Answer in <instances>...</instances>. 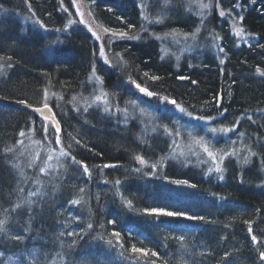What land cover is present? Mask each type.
Instances as JSON below:
<instances>
[{
    "label": "trees",
    "instance_id": "16d2710c",
    "mask_svg": "<svg viewBox=\"0 0 264 264\" xmlns=\"http://www.w3.org/2000/svg\"><path fill=\"white\" fill-rule=\"evenodd\" d=\"M130 1L96 0L95 18L110 30L138 33L140 12ZM220 2L226 8L225 0ZM64 4L69 0H0V8L11 14L7 24L12 27V34L0 33V58L7 62L5 75H0V239L19 244L12 250L0 245V263L264 264L259 258L264 251V0L241 2L246 10L243 28L254 37L250 45L238 47L223 23L225 62L207 54L179 67L161 58L158 42L144 37L139 42H106L115 65L110 68L99 60L98 45L89 35L60 38L34 28L32 21L61 29ZM24 17L30 19L26 26ZM175 23L190 26L178 16ZM57 43L59 48L52 50ZM94 67L119 101L131 95L156 105L169 98L196 116L222 117L216 125L237 127L239 134L226 146L233 151L247 148L262 158L261 165L255 160L249 168H237L232 159L222 179L206 178L193 169L183 172L175 165L161 168L159 180L138 175L136 169L143 167L136 164L138 158L153 162L164 155L165 143L159 136L145 141L136 122L125 127L107 121L103 127L96 112L86 114L90 126L83 123L74 102ZM134 84L149 88L157 99L145 101ZM47 95L62 125L64 149L80 164L65 168V177L44 174V163L32 164L28 158L16 165L21 133L41 120L14 105L40 107ZM47 135L52 138L51 128ZM65 172L72 180H83L65 183ZM144 172L149 174V169ZM43 185L47 190L58 186L47 205L39 198ZM65 200L88 202L84 223L77 224L84 214L61 204ZM153 209L181 210L204 219L166 217Z\"/></svg>",
    "mask_w": 264,
    "mask_h": 264
},
{
    "label": "rangeland",
    "instance_id": "374dc122",
    "mask_svg": "<svg viewBox=\"0 0 264 264\" xmlns=\"http://www.w3.org/2000/svg\"><path fill=\"white\" fill-rule=\"evenodd\" d=\"M96 0H69V4L62 7L65 14V24L61 29L50 30L37 21H32L35 29L45 34H52L55 37H70L72 35H89L94 43H97L99 49V60L104 67H114L115 65L109 57L106 42L112 44L116 42L133 41L139 42L144 37L158 42L161 50L162 59H170L175 67L180 63L189 61L193 56L204 58L211 54L214 58L223 64L225 62V53L222 46V40L225 35L223 23L229 27L230 36L235 39L237 46L250 45L254 37L243 28L244 10L242 0H225V7L222 8V0H131L129 3L136 4L142 21L138 33L128 34L117 32L102 26L95 18ZM121 3L122 0H115ZM235 2V4H234ZM9 11L0 8V33L12 34V27L7 24L11 18ZM223 13V15H221ZM216 14L217 18H214ZM181 15V16H180ZM176 16L188 20L189 27L186 29L176 26ZM25 26L30 20L23 18ZM22 24L23 21L21 20ZM213 25V26H212ZM25 31V27L22 28ZM22 30V33L24 32ZM123 34V35H122ZM134 36V37H133ZM133 37V39H132ZM59 48V44L52 45V50ZM7 63L0 58V75H5L4 71ZM88 87V88H87ZM85 90H87L86 93ZM132 90L129 91V94ZM53 98V97H52ZM51 96H45L43 105H48ZM58 103L59 100L56 99ZM75 104L79 109L75 110L86 121V114L96 112L101 117L105 126L107 121H112L115 126H128L136 122L140 129L141 137L144 140L160 137L165 146L164 155L158 156L153 162H144L138 158L136 164H143L142 171L136 169L140 176H148L153 179H160L159 172L161 168L167 169L169 165H175L183 172L193 169L208 178L215 176L222 179L226 176V165L232 159H235V165L238 167L249 168L255 160L261 165L262 158L255 154L248 153L247 148L242 151H233L228 140L234 136L237 138V127H221L216 125L220 118H209L196 116L182 106L173 104L172 101L163 100L156 105L144 104L142 100L133 96L124 97L121 101L113 98V95L106 89L103 78L98 75L96 67L92 71L87 85L83 92L76 97ZM158 111V112H156ZM93 114V113H91ZM85 116V119H84ZM160 116L163 118H160ZM68 116L65 117L68 120ZM38 127H33L29 132H24L20 136L16 149L20 153L16 154V165L20 166L21 159L29 160V163H44V174L51 173L55 178L62 175L69 165L77 168L80 164L75 157L64 149L61 133H54V126L51 122L41 119ZM69 121V120H68ZM52 129V138L47 133ZM17 152V150H15ZM240 152V153H239ZM238 153V154H237ZM244 156V161L241 160ZM144 162V163H143ZM143 169H149V174L143 173ZM239 175L241 170H235ZM82 172V171H81ZM85 174L84 172H82ZM66 175V172L64 173ZM80 174H77V176ZM64 179L65 183L76 185L83 180L82 176L72 180ZM222 181V180H221ZM264 190V183L261 185ZM260 186V188H261ZM47 190L44 185L40 187V201L47 205L56 192L58 186ZM54 189L55 191H53ZM67 206H75L80 214H84V204L73 203L65 200ZM37 207V206H36ZM42 211V210H41ZM85 214L78 220L77 224L84 223ZM0 245L7 249H14L19 246L3 236L0 239ZM264 245V244H263ZM3 261L0 264H15L10 261Z\"/></svg>",
    "mask_w": 264,
    "mask_h": 264
},
{
    "label": "water",
    "instance_id": "95a60500",
    "mask_svg": "<svg viewBox=\"0 0 264 264\" xmlns=\"http://www.w3.org/2000/svg\"><path fill=\"white\" fill-rule=\"evenodd\" d=\"M135 85H137V84H134V87H135ZM139 86H140V88H143V89L146 90V92H141L139 90V88L135 87V89L138 91V93L144 99H146L148 101H153V100H155L158 97V95L156 93L152 92L149 88L141 86V85H139ZM147 92H151L153 94L151 96H149V95L146 94ZM162 99L163 100L174 101V100L169 99V98H162ZM175 105H177L176 101H175ZM14 107L31 111L37 117H39L41 119H44V120H47V121H50L54 125V128L58 129L57 133H61L62 125H61L59 119L57 118V115H56V113H55V111H54V109L52 107H50V106L31 107V106H29L27 104H17V103L14 105ZM37 110H39V111H37Z\"/></svg>",
    "mask_w": 264,
    "mask_h": 264
},
{
    "label": "snow or ice",
    "instance_id": "6c2138e0",
    "mask_svg": "<svg viewBox=\"0 0 264 264\" xmlns=\"http://www.w3.org/2000/svg\"><path fill=\"white\" fill-rule=\"evenodd\" d=\"M73 4H75V0H72ZM221 15H223V13H221ZM123 35V34H122ZM261 75H264V73H261ZM155 79V78H154ZM195 83V82H194ZM136 88H139V90L141 92H146L145 89L143 88H140V86L137 84L135 85ZM147 95L151 96L153 93L151 92H147L146 93ZM172 103L174 104L175 101H172ZM39 111V110H37ZM58 131V129H54V135L55 133ZM21 135H23V133H21ZM85 171H87V168L85 166ZM117 183H119V181H117ZM73 203H78L76 201H74ZM152 213H155L156 215H163V216H166V217H183L185 219H188V220H196V219H199V220H203L204 217L202 216H195V215H191V216H186L184 214V212H182L181 210H176V211H164V210H157V209H153L152 210ZM152 213H149V214H152ZM89 228L92 227L91 224L88 225ZM249 231H251V229H249ZM114 235H119V233H114ZM252 239L255 241L256 240V237L253 236ZM133 251H137V249H133ZM153 255H155V253H153ZM259 258L261 260H264V251H261L260 254H259Z\"/></svg>",
    "mask_w": 264,
    "mask_h": 264
}]
</instances>
